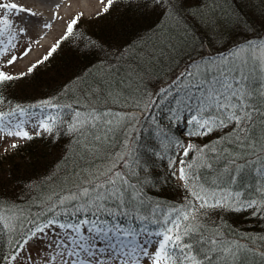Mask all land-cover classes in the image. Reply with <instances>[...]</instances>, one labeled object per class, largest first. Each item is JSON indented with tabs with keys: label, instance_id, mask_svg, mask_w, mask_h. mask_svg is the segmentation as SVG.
<instances>
[{
	"label": "trees",
	"instance_id": "obj_1",
	"mask_svg": "<svg viewBox=\"0 0 264 264\" xmlns=\"http://www.w3.org/2000/svg\"><path fill=\"white\" fill-rule=\"evenodd\" d=\"M175 3L186 24L178 23L177 17L165 15L162 8H154L147 0H113L108 11L88 23L84 31L77 26L73 36L84 34L77 36L74 46L67 44L59 55L38 65L30 77L23 76L4 90L8 103L0 102V111L10 106L32 110L49 101L58 106L66 121H71L76 111L86 114L96 109L107 113L104 119L112 124L102 125L96 133L102 141L92 140L90 133L87 145L79 133H57L56 138L34 136L0 155V257L17 252L23 234L55 215L47 210L55 194L74 190V184L97 169L111 167L126 173L125 179L143 194L145 204L165 214L189 202L199 209L193 188L211 191L220 187L255 199L264 196V191H257L264 190V173L260 171L264 169V137H259L254 149H241L228 142L231 136L227 141H218L217 137L232 132L235 124H229L224 130L189 137L187 141L179 136L184 133L183 123L176 127L175 122L170 126L164 120L163 104L145 110L150 94L193 61L201 71L209 60L227 66L237 79L245 78L258 101L264 100V76L250 51L263 33L260 31L264 24H255L258 17H264V0ZM209 20L213 23L209 24ZM251 32L257 35L248 37ZM149 51L153 53L151 57L146 55ZM122 52L126 53L121 57ZM155 99L159 101L158 96ZM125 115L137 119L128 121L123 119ZM160 129L166 130L169 137L192 143L196 149L208 146L207 152L193 150L185 158L186 163L194 165L189 169L187 186L185 181L180 186L174 183V166L182 156L160 135ZM259 132L257 123L254 138ZM173 160L175 163L170 164ZM245 160L248 167L238 175L236 170L243 167ZM230 175L239 182H230ZM186 223L203 229L205 239H219L221 246H231L233 250L239 247V254L229 257L228 264H264V218L208 207L199 209L195 219ZM211 264H224V257L213 259Z\"/></svg>",
	"mask_w": 264,
	"mask_h": 264
},
{
	"label": "snow or ice",
	"instance_id": "obj_2",
	"mask_svg": "<svg viewBox=\"0 0 264 264\" xmlns=\"http://www.w3.org/2000/svg\"><path fill=\"white\" fill-rule=\"evenodd\" d=\"M147 2L154 8H162L165 15L171 14L177 17L178 23H187L180 16L175 0H147ZM112 3L113 0H107L102 11L107 12ZM13 11L17 15L26 11L30 16L35 15L14 2L5 3L0 0V12L4 13L0 16V102L2 103H8L3 96L4 90L12 82L26 74H31L38 65L48 60L60 43L58 41L57 45L49 49L46 56L30 65L27 73L17 75L4 71V68L14 65L18 59L31 51L30 48H26L19 56L11 55L6 60L3 58L9 52L8 47L4 45V36L5 31L12 27L8 14ZM79 18V16L74 17L68 23L62 39H66L73 32ZM208 23L212 24L213 21L209 20ZM187 31L188 29H185V32ZM26 33L27 29L21 28L19 35ZM14 39H16L15 34L8 38V45L13 49L16 47L13 43ZM200 47H204L203 41ZM146 55L151 57L153 53L149 51ZM200 60L204 61V53H201ZM208 65L213 67L209 69ZM176 66L178 67V64ZM200 67L193 61L180 69L167 84L150 94L145 110L163 104L169 125L175 122V126L180 127L183 123V134L188 137L208 136L228 127L229 124H235L231 133L217 137V140L224 142L231 136L233 139L228 142L241 149H254L259 137H264V108L261 107L264 100L258 101L257 94L248 87L245 78L237 79L236 75L229 73L227 66L217 65L209 60L203 65V71ZM145 75H149L147 70ZM229 75H232L231 79L228 78ZM157 96L159 101L155 99ZM43 104L44 107L36 106L37 111L20 106H10L9 110L0 111V139L6 135L31 140L34 136L43 134L56 138L57 133L63 135L64 132H71L79 133L87 145L89 133L92 140L102 141L103 138L96 133L100 131L102 125L112 124V121L104 119L107 113L101 114L96 109L86 114L76 111L72 120L66 121L54 102L44 101ZM123 119L131 121L137 118L134 115H125ZM257 123L260 132L259 136L254 138L253 132ZM26 125L34 129V134L27 130ZM107 130L110 131L111 128ZM159 131L168 141L169 146L182 149L179 177L187 186L191 178L189 169L194 165L186 163L185 158L193 150L207 152L208 146L205 145L200 149H196L192 143L185 146L178 137H169L166 130ZM11 147L15 149L18 145L13 141ZM145 150L147 151V148ZM219 151L222 152L224 149ZM174 163V160L170 161V164ZM125 166L121 165V167ZM247 167L248 161L245 160L243 167L236 170L237 174L243 173ZM260 171L264 173V169ZM175 174L174 170L173 175ZM126 175L114 171L111 167L106 170L97 169L90 177L86 176L79 184H74V190H69L64 195L55 194L56 198L47 208L55 215L23 234L21 237L23 243L19 244L18 251L7 258L0 257V261L11 264L25 250L29 240H35L41 242L38 247L53 248L54 245L56 248L62 247L64 251L57 252V255L63 257L66 252L68 257L73 258L70 262L63 260V264H110L111 261H118V264H211L213 259H218L220 256L224 257V264H228L229 257L235 258L239 254V247L233 250L231 246H221L219 239H205L201 235L203 229L190 226L186 222L194 220L195 213L199 209L208 207L229 212H247L251 216L264 218V196L255 199L245 196L240 191L224 190L220 187L211 191L203 187L199 191L193 188L192 195L199 202V209L189 202L186 207H174L171 212L165 214L159 208L154 209L150 204L146 205L143 194L125 179ZM229 180L239 182L231 175ZM55 228L61 231L56 232ZM50 229L51 234L46 231ZM53 236L55 240L52 239ZM104 257L107 260L102 259ZM28 258L31 259V256ZM51 258L55 259V257Z\"/></svg>",
	"mask_w": 264,
	"mask_h": 264
},
{
	"label": "rangeland",
	"instance_id": "obj_3",
	"mask_svg": "<svg viewBox=\"0 0 264 264\" xmlns=\"http://www.w3.org/2000/svg\"><path fill=\"white\" fill-rule=\"evenodd\" d=\"M13 1L17 2L25 9H28L31 12L35 13L34 16H30L27 11L23 12L24 16L20 14L17 15L14 11L8 14V19L12 27L5 31L4 44L7 45L9 52L8 55L4 56L3 58L6 60L9 59L11 55L19 56L24 49H31L28 55L18 59L14 65L4 68V71L17 75L20 73H27L28 67L32 64H35L42 57L46 56L49 49L57 45L58 41L60 43L56 47V49L58 48L59 50L57 52H53V54L49 58H53L59 55L63 50H65L67 44H70V47L74 46L73 43H75L77 36H83L84 34H76L73 36L74 32L77 29V26L81 31H84L88 23L97 21L98 16L104 13L102 9L104 8L105 4H107V0H103V2L102 0H3V2L5 3ZM24 4L27 5V7ZM41 5L44 6V12H38L37 10H35L36 6L42 7ZM33 8L35 12L32 11ZM3 15L4 13L0 12V16ZM77 16H79L80 18L77 25L74 26L73 32L68 35L66 39H62V37L65 36L68 23H70L71 20ZM258 18H260V20H258L255 25H263L264 17ZM17 24L19 25V27H16ZM21 28L27 29V33L25 35H19ZM45 31H47L45 36H42ZM260 32H263L261 35V39L259 37L260 41L254 42V45L250 51L252 56L257 59L261 69V73L264 76V28H261ZM13 34L16 35V39L13 40V43L16 44V47L14 49L11 48L10 45H8V38ZM255 35L257 34L251 32L248 37H252ZM78 41H80V39ZM105 52L107 53L109 51L106 50ZM125 53L122 52L119 56L122 57L123 55H125ZM29 75L30 74H26L24 77L28 78L30 77ZM19 79L17 80L19 81ZM261 88L262 93L264 94V77L262 79ZM163 114L165 115L164 120H167V113L165 110L163 111ZM25 127L27 128V130L34 134V129L27 125ZM43 136L48 135L44 134ZM179 136H182V134L179 133ZM180 138H186L187 141L190 139L184 134ZM13 141H15V143L19 147L26 140L4 135V137L0 139V155H3L9 150H12L11 144L13 143ZM184 143L185 146L188 144V142ZM177 150L178 156L181 157L182 149L177 148ZM177 162L178 163L174 166V170L176 173L174 175V183L180 186L183 184V181L179 177V160ZM54 230L56 232L61 231L58 228H55ZM46 231L51 234L52 230L50 229ZM52 239L55 240V236H53ZM40 243V241L29 240L27 245H25V250L20 253L18 258L15 261H12L11 264H50L51 254L56 252V247L55 245L53 246V248L38 247ZM29 256H31V259L28 258ZM102 259L107 260L106 257ZM110 264H118V261H111Z\"/></svg>",
	"mask_w": 264,
	"mask_h": 264
},
{
	"label": "bare ground",
	"instance_id": "obj_4",
	"mask_svg": "<svg viewBox=\"0 0 264 264\" xmlns=\"http://www.w3.org/2000/svg\"><path fill=\"white\" fill-rule=\"evenodd\" d=\"M16 4L17 5H20V4H18L17 2H16ZM25 4H27V3H25ZM24 4V5H25ZM21 6V5H20ZM26 7H27V5H25ZM42 6V5H41ZM44 6H42V7H35V10H37L38 12H44L45 11V9L43 8ZM35 10H34V8L32 9V11H34L35 12ZM20 15H23V13H19ZM24 16V15H23ZM16 27H19V25L17 24L16 25ZM46 32L47 31H45L43 34H42V36L44 35L45 36V34H46ZM62 251H64L63 250V248L62 247H60V248H56V252L55 253H53V254H51V257H55V259H52L51 257H50V264H63V260H68L69 262L73 259L72 257H68L67 256V253L66 252H64V255H63V257H60V256H58L57 255V252H62Z\"/></svg>",
	"mask_w": 264,
	"mask_h": 264
}]
</instances>
